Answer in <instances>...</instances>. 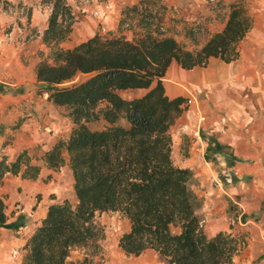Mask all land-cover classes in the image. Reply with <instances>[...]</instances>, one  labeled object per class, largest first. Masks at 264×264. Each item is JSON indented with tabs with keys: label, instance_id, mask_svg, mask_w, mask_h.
Wrapping results in <instances>:
<instances>
[{
	"label": "trees",
	"instance_id": "16d2710c",
	"mask_svg": "<svg viewBox=\"0 0 264 264\" xmlns=\"http://www.w3.org/2000/svg\"><path fill=\"white\" fill-rule=\"evenodd\" d=\"M13 7L12 1L0 0L3 11ZM164 10L159 0H141L125 8L119 25L120 30L140 29L133 39L98 33L64 50L59 44L71 32L73 11L67 0H54L44 41L53 45L55 64L37 67L38 94H46L65 112L72 129L43 160L59 168L64 164L62 150H67L77 203L65 200L48 208L24 246L21 264H92L106 239L105 228L95 219L102 213L129 220L130 231L118 241L128 257L153 250L164 264H232L244 238L220 234L210 239L205 234L198 213L202 201L192 188L194 172L177 167L172 158L170 129L188 99L170 98L163 80L173 62L193 70L206 68L212 58L236 61L254 19L248 5L232 4L224 30L202 49L189 51L165 36ZM30 18L28 13V22ZM80 75L87 78L61 87ZM127 90L146 93L125 99L120 93ZM122 119L129 127L119 124ZM100 121L106 122L105 129H91L90 124ZM39 172L28 151L12 163L0 162V182L7 173L33 179ZM5 210L0 196V226L7 220ZM75 251L84 253L83 259L73 261Z\"/></svg>",
	"mask_w": 264,
	"mask_h": 264
},
{
	"label": "crops",
	"instance_id": "0c3cea01",
	"mask_svg": "<svg viewBox=\"0 0 264 264\" xmlns=\"http://www.w3.org/2000/svg\"><path fill=\"white\" fill-rule=\"evenodd\" d=\"M10 1L13 8L0 9V31L10 32L9 36L0 35V162L12 163L28 151L31 164L40 167L36 178L7 173L0 182L7 217L0 226V264H21L22 259L13 260L12 252L21 249L25 253L24 246L42 225L48 208L74 197L75 179L66 149L62 150L64 164L59 168H51L43 160L61 140L70 137L72 129L65 112L49 102L46 94L38 95L37 67L43 62L54 64L53 45L44 41L54 0ZM140 1L91 0L88 14L71 26L70 34L59 47L72 50L98 33L113 32L114 36L133 39L141 30L136 26L120 30L119 25L125 8ZM159 1L165 5L162 21L165 36L177 39L166 33L173 24L171 17L176 16L171 8H177L180 2L175 5V0ZM239 2L251 7L254 22L239 44L238 59L227 64L212 58L208 67L193 70H184L173 62L163 83L170 98L195 100L170 133L175 165L192 170L198 180L195 192L202 201L198 213L205 234L210 239L222 234L248 241L247 248L237 251L232 264H264V211L259 205L252 209L245 203L247 198L259 200L257 192H264V0H219V6L212 7L215 11L201 12L203 18L197 23L203 25L204 33L189 40H194L198 50L201 49L224 30L230 6ZM71 7L72 21L78 20L77 6ZM25 11L31 14L29 22ZM91 12H99V20ZM145 93L146 90H127L120 95L132 99ZM197 114L205 116L198 134ZM97 123L103 127L99 130L107 126L104 121ZM119 124L129 127L123 119ZM182 127L187 128V134H183ZM194 132L196 137L192 136ZM21 208L25 210L22 212ZM104 216L120 220L123 233L130 231L129 220L119 214H97L96 222L105 219ZM232 221L236 222L234 227L230 226ZM129 259L132 260L129 264H164L153 250Z\"/></svg>",
	"mask_w": 264,
	"mask_h": 264
},
{
	"label": "rangeland",
	"instance_id": "374dc122",
	"mask_svg": "<svg viewBox=\"0 0 264 264\" xmlns=\"http://www.w3.org/2000/svg\"><path fill=\"white\" fill-rule=\"evenodd\" d=\"M46 1L47 0H45L43 2H46ZM167 1H169V3H172V1H170V0H167ZM67 2L71 6H74V8H75V6H77V11H79V13L77 14L79 19L73 20L72 25H74L75 22L79 23L81 21L82 16L87 15V14H82L81 10H83L84 8L87 9V7L90 4L92 5L91 0H67ZM179 2H178V0L177 1L175 0L174 4L177 5L179 3L180 6H178L177 8L175 6H172V8H171L172 12L176 16L171 17V22L173 24H171V26L169 27V30H167L169 32H167L166 34H172V36H176L177 37L176 40L185 49H187L189 51H198L197 45H196V43H194V40H189V39L197 38L195 36L196 34L199 36L201 33H204L203 27H202L203 25L201 23H199V24L197 23L199 18H203V16H201V12L205 9L209 10V11H215L216 9H214L212 7H215V6L218 7L219 6V3H218L219 0H179ZM245 4L248 5L247 3H245ZM248 7L252 12L251 7L249 5H248ZM28 13H29L28 11H25V14H28ZM95 20H99V19H95ZM103 36L114 37L113 32L103 34ZM53 62H54V59H53ZM86 78H87V76H81L80 75L73 82L65 83L61 87L72 86L73 84H77ZM128 97H130V96L125 95V98H128ZM21 121L22 120H20L19 122H21ZM91 125H93V126H91ZM90 127L93 130H99V129L103 128L97 122L90 124ZM192 136H194L193 133H192ZM197 184H198V180L194 178V183L192 186L194 191L197 189L196 188ZM257 197L260 198L257 201L252 200L251 198L250 199L247 198L248 202H245V203H247L246 207L255 208V206L259 205V206H261V211H264V192H262L261 194H259V192H257ZM253 198H255V197H253ZM69 201L71 202L72 205H76V203H77L76 196L74 195V197H72ZM104 217H106V216H104ZM110 218L111 219L108 220L106 217L105 218L106 220L100 219L97 221L98 224H100L101 226H103L105 228L106 239L102 242V250H101L100 254L93 259L92 264H123V263L128 264V263H130V261H132L129 258H133V257L126 256L122 252V250L119 248V245H118L119 237L124 232L123 223L120 222V220L114 221V220H112V217H110ZM102 222H103V224H102ZM247 246H248V241H247ZM247 246L245 248H247ZM150 254H152V253H150ZM84 255H85L84 253H81L79 251H75L72 254V260L73 261L81 260V259H83Z\"/></svg>",
	"mask_w": 264,
	"mask_h": 264
},
{
	"label": "built area",
	"instance_id": "2783aa9c",
	"mask_svg": "<svg viewBox=\"0 0 264 264\" xmlns=\"http://www.w3.org/2000/svg\"><path fill=\"white\" fill-rule=\"evenodd\" d=\"M88 12H89V10L85 9V8L83 10H81L82 14H88ZM91 15L95 19H99L100 18V13L99 12H91ZM0 35H8L9 36L10 32H7L6 30H4L3 32L0 31ZM194 101L195 100L193 98H188V100H187V102L185 104V111H187V112L189 111V109L193 105ZM204 118H205V116H203L202 114H197V123H198V125L196 126L197 134H198V128L200 127L199 125H201L204 122ZM181 131L183 132V134H187V132H186L187 128L182 127ZM192 131H194V130H192ZM195 133L196 132H194V136L196 137ZM24 210H25L24 208H21L22 212ZM235 224H236L235 221L230 222V226L231 227H234ZM246 246H247V240L244 239L243 241L240 242L238 250L245 249ZM23 256H24V252L21 249H16V250H14L12 252V258H13V260L15 262L21 260L23 258Z\"/></svg>",
	"mask_w": 264,
	"mask_h": 264
},
{
	"label": "bare ground",
	"instance_id": "6f19581e",
	"mask_svg": "<svg viewBox=\"0 0 264 264\" xmlns=\"http://www.w3.org/2000/svg\"><path fill=\"white\" fill-rule=\"evenodd\" d=\"M120 260H121V259H120ZM120 260H119V261H120ZM130 262H131V261H130ZM132 263H134V262H132ZM123 264H124V263H123ZM128 264H129V263H128Z\"/></svg>",
	"mask_w": 264,
	"mask_h": 264
}]
</instances>
